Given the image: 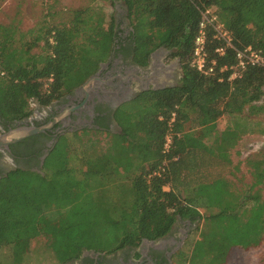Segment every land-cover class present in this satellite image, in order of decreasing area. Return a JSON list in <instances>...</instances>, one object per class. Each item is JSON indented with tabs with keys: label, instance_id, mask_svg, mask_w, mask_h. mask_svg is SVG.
I'll list each match as a JSON object with an SVG mask.
<instances>
[{
	"label": "trees",
	"instance_id": "obj_1",
	"mask_svg": "<svg viewBox=\"0 0 264 264\" xmlns=\"http://www.w3.org/2000/svg\"><path fill=\"white\" fill-rule=\"evenodd\" d=\"M111 2L127 10L134 62L144 66L157 48L174 49L183 78L177 87L141 93L120 106L115 112L120 131L109 133L102 150L90 138L83 142L77 134H65L37 170L0 174V253L8 251L0 264H25L34 241L42 242L57 264L76 260L83 251L110 254L143 239H161L178 218L200 221L202 212L207 216L199 239L188 240L178 255L181 264H226L236 249L260 248L264 151L246 162L252 184L244 195L214 166L230 163V150L258 126L264 69L249 67L228 80L231 71L219 68L235 64L234 52L218 57L211 37L208 53L218 62L216 74L203 76L190 63L200 11L207 8L230 32L234 49L251 47L264 57V0ZM116 28L87 7L60 26L27 33L4 29L0 127L30 118L31 101L48 107L82 85L112 51ZM223 115L231 122L218 134L216 122ZM168 134L171 146L163 153ZM59 145L65 148L61 158Z\"/></svg>",
	"mask_w": 264,
	"mask_h": 264
},
{
	"label": "flooded vegetation",
	"instance_id": "obj_2",
	"mask_svg": "<svg viewBox=\"0 0 264 264\" xmlns=\"http://www.w3.org/2000/svg\"><path fill=\"white\" fill-rule=\"evenodd\" d=\"M126 11L121 12L122 22L114 23L118 33L112 51L82 85L48 107L37 105L32 115L38 118L31 115L26 120L11 123L6 130L0 127L1 135L20 127L53 125L46 132L24 138L10 144L9 150L1 151L0 174L17 168L37 170L43 156L66 132L88 129L118 133L115 112L120 106L141 93L161 91L180 84L183 71L174 49L157 48L150 53L144 66L134 62V30ZM89 80V84L83 87ZM44 111L47 115L43 117ZM196 223L178 218L171 231L161 239H143L136 247L126 246L110 254L83 251L78 259L64 264H177L178 255L196 231Z\"/></svg>",
	"mask_w": 264,
	"mask_h": 264
},
{
	"label": "rangeland",
	"instance_id": "obj_3",
	"mask_svg": "<svg viewBox=\"0 0 264 264\" xmlns=\"http://www.w3.org/2000/svg\"><path fill=\"white\" fill-rule=\"evenodd\" d=\"M87 7H93L98 15H102L106 26L110 21L121 23V12L126 11L123 4L120 2L112 3L111 0H0V37L3 30L10 27H15L18 33H27L29 31L37 32V29L41 27L66 24L70 20L73 11ZM34 51H38V49ZM259 105L264 107V96ZM36 107L37 104L31 101L29 109L33 112ZM42 115L44 117L47 112H42ZM32 117L38 118L35 114ZM256 121L258 126L254 127V133L243 134L235 147L230 150L228 155L230 163L223 161L214 166H218L215 173L222 174L232 184V188L243 195L249 191L252 184L246 162L253 155L264 151V113ZM230 122L231 119L227 115L221 116L216 122V132L218 134L222 133ZM217 133L216 135H218ZM73 134H77L83 142L90 138L97 150H102L105 147L110 135L99 131L86 134L82 130L73 133L66 132L65 137L71 138ZM212 139L208 138L206 142L211 143ZM64 149V145H59V158L63 155ZM73 164L79 166L77 162H73ZM206 216V212L201 213V219L196 223V231L192 236V242L199 239L200 231L204 225L203 218ZM7 255V250L1 251L0 260L5 259ZM52 262L54 261H52L51 254L44 248L43 243L32 242L25 264H49ZM177 264L181 263L177 261ZM226 264H264V244L258 249L249 251L234 250Z\"/></svg>",
	"mask_w": 264,
	"mask_h": 264
},
{
	"label": "built area",
	"instance_id": "obj_4",
	"mask_svg": "<svg viewBox=\"0 0 264 264\" xmlns=\"http://www.w3.org/2000/svg\"><path fill=\"white\" fill-rule=\"evenodd\" d=\"M201 18L198 23L197 33L193 40L192 58L190 66L199 74L210 77L216 74L217 60L211 58L208 53L209 37L215 40L218 45L214 49V54L218 57H224L228 50L234 52L235 64L229 68L222 66L219 72L229 70L231 74L228 80L238 78L241 73L249 67H261L264 69V57L261 52L248 47L243 50L233 48V39L229 31L218 21L213 8H207L200 11ZM171 136L165 137L163 153H167L171 146ZM159 170L154 175H160Z\"/></svg>",
	"mask_w": 264,
	"mask_h": 264
},
{
	"label": "water",
	"instance_id": "obj_5",
	"mask_svg": "<svg viewBox=\"0 0 264 264\" xmlns=\"http://www.w3.org/2000/svg\"><path fill=\"white\" fill-rule=\"evenodd\" d=\"M90 80L88 82H86L83 87H86L89 84ZM51 126H53L52 124L44 126V127H20L14 130H11L5 134H1L0 135V152L3 150H9L8 146L10 144L19 142L20 140L27 138L29 136L35 135V134H39V133H43L46 132L49 128H51ZM47 156V154H45L42 158V163L44 162L45 157Z\"/></svg>",
	"mask_w": 264,
	"mask_h": 264
}]
</instances>
